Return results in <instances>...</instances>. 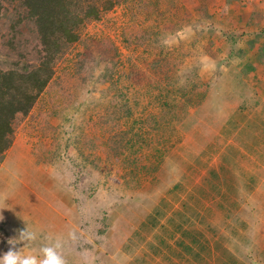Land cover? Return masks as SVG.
Returning a JSON list of instances; mask_svg holds the SVG:
<instances>
[{"label": "rangeland", "instance_id": "374dc122", "mask_svg": "<svg viewBox=\"0 0 264 264\" xmlns=\"http://www.w3.org/2000/svg\"><path fill=\"white\" fill-rule=\"evenodd\" d=\"M183 3L192 12L188 19L194 37H200L198 33L205 25L215 34L211 37L205 34V38L216 44L208 49L209 43L195 37L196 44L187 49V56L176 53L169 59L170 66L183 71L170 97L185 111L172 117L180 139L165 155V162L155 171L138 176V181L137 176L130 177L148 158L141 160L140 154L138 159L127 160L108 148L114 145L107 143L110 135L129 126V120L116 121L114 115L104 113L111 94L103 95L100 100V91L110 85V80L96 83L91 91H87V83L85 88L79 83L85 82L77 76V70L83 69L87 77L92 74L100 80L109 74L107 68L113 57L107 53L110 41L118 48L117 84L126 86L131 98L137 95L135 90L145 91L147 84L159 76L149 69L150 55L142 47H125L121 43V29L129 23L125 10L116 7L100 20L85 23L80 32L81 41L66 50L55 65L53 79L35 105L25 117L16 119L12 144L0 158V198L7 207L0 209L4 217L0 221V255L8 251V239L23 229L19 217L23 214L27 226L41 234L35 244L24 246L25 254L31 250L36 253L41 243L46 242L44 237L50 236L63 238L62 252L68 264H172L176 260H168V249L155 246L150 235L135 245L139 237L134 232L144 234L145 230L139 226L146 215L160 205L167 188L180 182L184 189L178 196L194 206L184 210L185 214L194 209L205 215V209L211 207L214 213L209 219L217 228L215 238L246 264H264V152L256 151L254 145L260 143L253 142V148H248L241 157L233 130L227 136L224 133V107L216 101L222 88L208 94L209 88L204 87L207 83H202L196 74L201 53L215 50L223 56L227 47L232 46V38L239 37L240 30L232 31L230 24L232 19L240 18L250 0H208L209 18L199 17L194 11L196 0H183ZM256 13L259 12L252 11L253 16ZM6 29L7 21L1 19L0 39ZM179 32L168 36L170 47L174 46L175 35L177 41L183 37ZM237 45L240 46V39H236ZM4 51L0 46V64L6 63L1 61ZM81 58L85 61L82 69H78ZM163 67L168 69L166 64ZM195 92L201 97L204 93L203 104L198 105ZM122 121H127V125H121ZM200 152L204 154L198 157ZM241 166L247 167L242 170ZM208 168L217 171L221 190L228 192L229 201H223L228 215L217 209L222 194L212 191V199L202 194L207 185L201 177L207 175ZM194 169L198 170L197 175L196 171L192 172ZM188 180H194L200 187L192 188ZM191 192L198 198V204L191 200ZM173 207L182 208L177 203ZM170 213L166 210L161 221ZM37 214L42 216L40 225ZM209 234L212 233L207 232L208 237ZM176 235L189 242L179 232ZM208 239L204 236L201 241ZM173 242L176 246L174 240H169L170 244ZM16 247L22 248L23 244ZM184 263L200 264L199 260H184Z\"/></svg>", "mask_w": 264, "mask_h": 264}, {"label": "trees", "instance_id": "16d2710c", "mask_svg": "<svg viewBox=\"0 0 264 264\" xmlns=\"http://www.w3.org/2000/svg\"><path fill=\"white\" fill-rule=\"evenodd\" d=\"M207 1L196 0L194 11L199 17H210ZM116 7L125 10L124 15L129 23L121 29V43L125 47H142L150 55L149 69H153L159 76L152 84H147L145 91L135 90L137 95L131 98L128 88L117 84L119 76L116 78L115 74L119 65L118 48L110 41L107 53L113 57L107 68L109 74L102 80L92 74L87 77L82 69L85 60L81 58V67L78 69L82 71L77 70V76L83 77L85 83H79L83 88L87 83V91H91L95 89L96 83L110 80V85L100 91V100L105 94H111V98L116 100L108 99L104 113L114 115L116 121L129 120V126L110 135L107 143L114 145L108 148L127 160L131 157L138 159L140 156H143L141 160L146 156L148 158L136 167L137 171L129 174L130 177L137 176L138 181V176L146 171H155L165 162V155L171 152L180 139L176 134V126L172 125V117L178 116V112L184 114L185 111L179 102L170 97L171 92H174V83L183 71L173 68L168 62L174 54H184V45L187 47L190 42L183 39L173 47L167 42L169 35L185 30L186 24H190L188 17L192 12L183 0H0V20L7 21L6 33L0 39V46L5 50L1 61L6 62L0 64V158L12 144L16 119L25 117L31 110L53 79L56 63L72 44L81 41V28L87 22L100 20ZM253 17L257 18L258 14ZM203 29L208 37L215 35L211 28H205L204 25ZM7 54L9 59H6ZM164 64L168 69H164ZM90 77L92 79L89 80ZM122 123L127 125L128 122ZM99 141L103 140L99 138ZM203 154L200 152L198 157ZM195 171L197 175L198 170H192ZM208 174L209 178H205ZM207 175L201 177L207 185L202 194L205 197H209L212 191L222 194L217 209L228 215L223 201H229V195L227 191L221 190L220 176L213 168L207 169ZM193 181L188 180L187 183L192 188L200 187ZM183 189L182 183L175 182L165 190L160 205L155 206L154 211L146 215L145 221L139 226L145 230V235L140 231L134 232L139 237L135 245L150 235L155 246L165 251L168 249V260H176L172 264H183L184 260H199L200 264H246L215 238L217 228L209 219L214 213L211 207L205 209V215L194 209L185 214L184 210L194 206L178 196ZM191 193V200L197 203L198 198L194 192ZM175 203L182 208H174ZM164 208L171 213L165 221H161ZM209 231L212 234L208 237ZM177 232L189 242L179 238ZM204 236L209 239L202 242ZM169 240H174L176 246L174 242L170 244Z\"/></svg>", "mask_w": 264, "mask_h": 264}, {"label": "crops", "instance_id": "0c3cea01", "mask_svg": "<svg viewBox=\"0 0 264 264\" xmlns=\"http://www.w3.org/2000/svg\"><path fill=\"white\" fill-rule=\"evenodd\" d=\"M252 1L246 3L240 18L236 19L240 20L232 19V24H230L232 31L235 28L240 30L239 37H236L237 40L240 39V46H235L236 39L232 38V46L227 47L223 56H219L215 50L202 51L203 53L199 57L200 61H198L200 63L196 66V74L200 75L203 82L200 81L207 83L204 87L209 88L208 94L217 93L216 89L222 88L216 101L221 103V107H224V133L227 136L233 130L238 139L237 144H239L238 149L241 152V157L244 156V151L253 148L251 146L253 142L260 143L254 145L257 148L256 151L264 152V0ZM254 10L259 12L255 19L252 18L253 16L251 17ZM251 19H253V23H251ZM191 30L193 29L189 26L183 31L179 30L181 32L177 31L183 36L178 41V36L175 35V39L172 38L174 45H179L183 40L182 38L186 40L188 38L190 45L187 47L184 45V55L188 53H186L187 49L194 47L196 44L195 37H198L197 35L194 37ZM205 34L207 33L203 29L200 34L198 33L200 37L197 38V41L204 39V42L209 43L208 49H210V45L214 44L215 46L216 43H213L208 37L206 39ZM167 42L170 43L168 38ZM207 62L208 65H206ZM194 98L198 99V104H202L206 96L203 93L201 97L198 92H195ZM243 167L246 168L247 166ZM243 167L242 170L245 169ZM257 176L260 177V173ZM36 216L40 225L42 216L41 214ZM19 217L23 221L22 227L24 228L26 226L25 216L22 214ZM34 252L35 250H31L26 254H35Z\"/></svg>", "mask_w": 264, "mask_h": 264}, {"label": "clouds", "instance_id": "9594fccd", "mask_svg": "<svg viewBox=\"0 0 264 264\" xmlns=\"http://www.w3.org/2000/svg\"><path fill=\"white\" fill-rule=\"evenodd\" d=\"M5 200L0 198V209L7 208L4 206ZM4 219L0 214V221ZM72 238L74 239V235ZM39 239L41 234L38 230L26 226L18 230V235L14 238L8 239L10 245L8 251L0 255V264H68L65 255L62 252L64 247V240L62 237H44L46 242L41 243L36 253L25 254L24 246L33 245ZM22 243V248H17L18 244Z\"/></svg>", "mask_w": 264, "mask_h": 264}]
</instances>
